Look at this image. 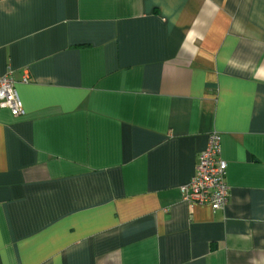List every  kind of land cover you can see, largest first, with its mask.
Instances as JSON below:
<instances>
[{
	"label": "crops",
	"instance_id": "obj_1",
	"mask_svg": "<svg viewBox=\"0 0 264 264\" xmlns=\"http://www.w3.org/2000/svg\"><path fill=\"white\" fill-rule=\"evenodd\" d=\"M7 71L0 264H264V0H0ZM212 131L216 211L179 191Z\"/></svg>",
	"mask_w": 264,
	"mask_h": 264
},
{
	"label": "built area",
	"instance_id": "obj_2",
	"mask_svg": "<svg viewBox=\"0 0 264 264\" xmlns=\"http://www.w3.org/2000/svg\"><path fill=\"white\" fill-rule=\"evenodd\" d=\"M22 81L28 82L29 78L24 75ZM0 107L7 108L13 116L24 113L11 71L0 73ZM226 169L227 162L221 157L219 134L212 131L205 148L197 155L193 176L179 187L181 201L187 205L207 204L214 211L223 209L229 193Z\"/></svg>",
	"mask_w": 264,
	"mask_h": 264
}]
</instances>
